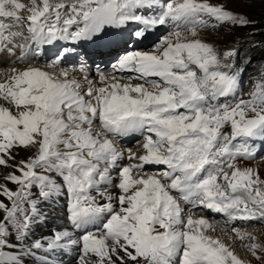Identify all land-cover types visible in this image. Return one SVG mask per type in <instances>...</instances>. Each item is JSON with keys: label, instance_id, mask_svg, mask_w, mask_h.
<instances>
[{"label": "snow or ice", "instance_id": "snow-or-ice-1", "mask_svg": "<svg viewBox=\"0 0 264 264\" xmlns=\"http://www.w3.org/2000/svg\"><path fill=\"white\" fill-rule=\"evenodd\" d=\"M257 24L210 0H0V264H250L235 240L262 259L235 223H264V66L244 99L238 65ZM58 200L64 222L35 237Z\"/></svg>", "mask_w": 264, "mask_h": 264}, {"label": "rangeland", "instance_id": "rangeland-1", "mask_svg": "<svg viewBox=\"0 0 264 264\" xmlns=\"http://www.w3.org/2000/svg\"><path fill=\"white\" fill-rule=\"evenodd\" d=\"M26 0H24L25 2ZM211 3H221L224 2L227 4V7L237 11V12H245L248 13L252 18L256 19L258 21L257 27H261L264 26V5L260 4L257 0L256 3L254 4H245L243 2V0H210ZM162 29H160L159 31H157L158 33L161 31ZM164 31V30H163ZM237 37L239 36L240 33L243 32H247L249 31V29H237L235 30ZM156 32V33H157ZM163 33V32H162ZM202 36H204L205 38L209 39V40H214L216 41L221 47H223L225 45V43H230L232 40V37H223V32H221L219 35L213 31H204L201 33ZM160 36L156 34V36L153 38L152 42L156 39V37ZM256 40H264V36H259L257 35L255 37ZM151 43L150 45H145L140 47V49L143 50H148L152 47ZM242 56L249 57L250 55H248V50L247 49H242ZM244 58V59H245ZM51 57L48 58V60H50ZM39 65H43V62L38 61L37 62ZM246 63L249 65L247 67V69H244L243 73H242V78L240 81V88L242 90V92L240 93V95L242 96V98L247 99V93H249L252 89H253V78L256 77L258 75V73L261 71L262 66H264V58L261 57H254L251 58L250 60L246 61ZM100 64V63H98ZM105 65L107 64H101L100 68L103 70L105 68H107L108 71H110L109 66L105 67ZM0 79H3V72L2 69L4 70V68H2V65L0 63ZM14 67V65H12ZM96 70V69H95ZM91 74H90V78H94L96 77V75H93V70L91 68L90 70ZM78 78V77H77ZM78 79H82V78H78ZM140 137H137L136 139H139ZM120 145V144H119ZM123 148L126 147L125 145H120ZM137 143L133 144L127 148H131L133 151H135L138 147H137ZM258 148H261V144L259 141H257V145ZM136 147V148H134ZM134 148V149H133ZM26 155V153H21V156ZM255 163H260V164H264V148L261 149V151H259L257 158L252 161ZM59 207L58 210L56 208H54V205H44L45 210L48 213V217H47V223L44 224H40L38 228H36L34 230V236L35 237H39L41 236V234H47L49 232V229L55 225H59L57 224V220L59 219H63L64 215H62V212L65 208V202L63 200H58L55 202ZM63 204V205H62ZM54 208V209H53ZM56 209V210H55ZM212 215H215V213H212ZM219 215V214H216ZM221 216V215H219ZM59 223V222H58ZM254 226H248L246 224L239 226L238 227H242L244 228V230L249 231L252 229H257L259 230V240H257L258 243L260 244H264V223H255L253 222ZM225 229V228H224ZM230 228H228V231ZM227 230V229H226ZM231 243V242H230ZM244 243H248V241H244ZM237 244V248L235 247V249L238 251V256L241 257L242 260L245 261H249L250 264H264V252H258V255H260L262 257V259L260 260H256L254 259L251 254L247 251V249L243 248L241 246V241L239 240H235V243ZM243 255V256H242ZM246 256V257H245ZM65 258H63L64 260ZM66 264H70L69 261Z\"/></svg>", "mask_w": 264, "mask_h": 264}, {"label": "bare ground", "instance_id": "bare-ground-1", "mask_svg": "<svg viewBox=\"0 0 264 264\" xmlns=\"http://www.w3.org/2000/svg\"><path fill=\"white\" fill-rule=\"evenodd\" d=\"M26 2V1H25ZM159 31V30H158ZM157 32V31H156ZM154 33L151 37H149V39H147L148 40V42H146L147 40H145L143 43H138L137 44V47L138 48H140V47H142V46H145V45H150L151 43H153L152 42V40H153V38L156 36V34H158V32L157 33ZM52 49L53 48H50V49H47L46 50V52H47V56H45V57H42V60H44V61H48V58L49 57H51L52 58V56L51 55H48L49 54V52L50 51H52ZM41 62V61H40ZM44 63V62H43ZM99 63V62H98ZM100 64H104V63H100ZM1 65H3V66H5L6 67V65H4L3 63H1ZM68 64H67V62H65V64L64 65H62V66H67ZM108 65H105V67H107ZM13 67V66H12ZM15 67H19V66H15ZM92 70H93V68H92ZM1 73V72H0ZM2 74V73H1ZM77 75H78V77H80V75H79V73H77ZM2 76V75H1ZM0 76V77H1ZM80 78H82V77H80ZM96 77H94L93 79H95ZM138 136H132V137H128V138H122L120 141H119V144L120 145H125L126 147H129L130 146V144H132V142L133 141H135V140H137L136 138H137ZM119 145V146H120ZM120 147H122V146H120ZM123 148V147H122ZM137 150V149H136ZM135 150V151H136ZM249 164H250V166H257L258 167V169H259V172H260V175H261V178H264V164H260V163H255V162H249ZM63 205V204H62ZM49 206V205H48ZM54 208H56L57 210H58V208L59 207H57L58 205L55 203L54 204ZM65 206V205H64ZM53 208V209H54ZM55 209V210H56ZM59 211V210H58ZM212 213L213 212H208V213H205V212H203L202 213V215H204L205 217H207L209 220H210V222H212L213 223V227H214V231L212 230V229H209L208 230V234L209 235H212V236H216V237H220L221 239H223V240H225V242H228V243H230V241L228 240V237H229V235H232L231 234V232L230 231H228V228H230V226H228V227H225V225H224V217L223 216H219V215H216V213H215V215H212ZM199 214H201V213H198V215ZM62 215H64L65 216V208H64V210H63V212H62ZM58 222H57V224H61V223H63L64 222V219H59V220H57ZM236 223V226H238V225H240V226H242V225H244L245 224V222H235ZM225 228V229H224ZM227 229V230H226ZM230 230V229H229ZM249 231L250 232H252L255 236H256V238H257V240H259L258 238H260L259 237V230H257V229H252V230H250L249 229ZM233 247L235 246L236 248H237V244H233L232 245ZM235 247H234V249H235ZM235 251H236V253L238 254V251L235 249ZM243 256V255H242ZM246 257V256H245ZM241 258V257H240ZM68 262V259L67 258H65L64 260H63V264H66Z\"/></svg>", "mask_w": 264, "mask_h": 264}, {"label": "trees", "instance_id": "trees-1", "mask_svg": "<svg viewBox=\"0 0 264 264\" xmlns=\"http://www.w3.org/2000/svg\"><path fill=\"white\" fill-rule=\"evenodd\" d=\"M248 50V55H250V58H254V57H261L264 58V47H260V48H255V49H247ZM245 56H241V59L238 60V65L242 66V67H247L249 66L246 61H248L247 59H244Z\"/></svg>", "mask_w": 264, "mask_h": 264}]
</instances>
